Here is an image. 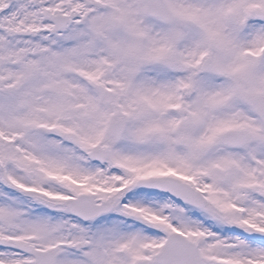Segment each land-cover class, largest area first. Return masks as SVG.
<instances>
[{
	"label": "snow or ice",
	"instance_id": "snow-or-ice-1",
	"mask_svg": "<svg viewBox=\"0 0 264 264\" xmlns=\"http://www.w3.org/2000/svg\"><path fill=\"white\" fill-rule=\"evenodd\" d=\"M0 264H264V0H0Z\"/></svg>",
	"mask_w": 264,
	"mask_h": 264
}]
</instances>
